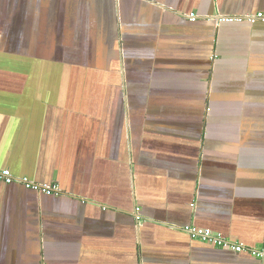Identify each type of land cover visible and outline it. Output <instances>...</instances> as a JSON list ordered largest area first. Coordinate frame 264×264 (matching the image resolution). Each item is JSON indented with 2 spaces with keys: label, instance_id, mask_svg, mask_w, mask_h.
Segmentation results:
<instances>
[{
  "label": "crops",
  "instance_id": "0c3cea01",
  "mask_svg": "<svg viewBox=\"0 0 264 264\" xmlns=\"http://www.w3.org/2000/svg\"><path fill=\"white\" fill-rule=\"evenodd\" d=\"M7 8L0 171L59 192L0 178V264H264L188 230L264 249V0ZM33 35L44 74L2 47Z\"/></svg>",
  "mask_w": 264,
  "mask_h": 264
},
{
  "label": "built area",
  "instance_id": "2783aa9c",
  "mask_svg": "<svg viewBox=\"0 0 264 264\" xmlns=\"http://www.w3.org/2000/svg\"><path fill=\"white\" fill-rule=\"evenodd\" d=\"M192 18L195 19L193 14H192ZM247 18L251 22H256L257 20H263L264 21V13L259 12L257 14H250ZM0 178L6 180L8 182L20 180V181L26 182L28 184V186H33L35 189H42L46 192H51V191L59 192V188L56 185H54V186H47V185L43 186V185L36 184V183H30L26 179H23V178L20 179V178L14 177L13 174L9 170L0 171ZM188 230L190 231V234L193 237H199L206 242L213 243L219 247L228 248V249L233 250L235 252L248 251L251 253V255L257 256V257L262 258L264 260V249L263 250H257L256 248L247 247L246 245H244L242 243L231 242V241L227 240L221 233L214 232L212 229H196V228H190L189 229L188 228Z\"/></svg>",
  "mask_w": 264,
  "mask_h": 264
},
{
  "label": "rangeland",
  "instance_id": "374dc122",
  "mask_svg": "<svg viewBox=\"0 0 264 264\" xmlns=\"http://www.w3.org/2000/svg\"><path fill=\"white\" fill-rule=\"evenodd\" d=\"M24 15H22V14H20V11L19 12H17L16 10H15V8H13V9H10V8H7L2 14H1V16H0V21H2V22H4V23H9L11 26H13V27H15V25H16V21H15V19H17V21L19 20V19H21V17L22 18H24L23 17ZM19 21H21V20H19ZM36 22H37V24L39 25L40 24V20H35ZM36 24V23H35ZM34 26V25H33ZM5 30L3 29V31L2 32H4ZM37 31V33H42L44 30L42 29V28H39L38 30H36ZM33 38L34 39H37V38H35V35H33ZM44 39L45 38H43V40L42 41H44ZM40 43H42L41 41H40ZM13 51H8V52H10V53H12L11 55L9 54L8 56H10V57H8V59L9 60H12V59H14V58H18L19 57V59L21 58V63L20 62H15L14 63V61L15 60H12V62L10 61V63H13V64H17L20 68H22V69H26V70H31L30 68H32L34 65L36 66V64H38V63H43V66L47 69V60H46V58H51V56H52V54H49V53H47V49H43V51H41L40 50V52H39V50H38V55H37V57H39L40 59H42L43 60V62H34V58L31 56V55H29V54H26L25 52H27V51H22L21 50V47L18 45V47H16V48H11ZM23 49V48H22ZM36 49V48H35ZM35 49H33V52L35 51ZM47 53V54H46ZM23 57H25L26 58V60L28 61V62H26V61H24L23 60ZM19 63V64H18ZM56 63H58V64H61L60 62H56ZM31 72H32V70H31ZM29 75H31V74H29ZM35 75V74H34ZM19 81H23V79L22 78H17ZM28 80H31V77H28L27 78ZM47 81H45V80H41L40 81V83H42V84H44V83H46Z\"/></svg>",
  "mask_w": 264,
  "mask_h": 264
},
{
  "label": "trees",
  "instance_id": "16d2710c",
  "mask_svg": "<svg viewBox=\"0 0 264 264\" xmlns=\"http://www.w3.org/2000/svg\"><path fill=\"white\" fill-rule=\"evenodd\" d=\"M7 31V30H6ZM15 30H11V32H14ZM11 37L13 38L14 36L13 35H11ZM21 41V42H20ZM20 41H17V42H14L13 41V43L10 41V44H9V42L8 43H5L2 47H8V50H11V51H13L11 48H16V47H18V45L21 47V50L22 51H30V52H32V53H38V50H39V52H40V50L41 51H43V48H42V45L40 44V43H35L34 41H35V39H31V40H29V43L26 41V42H24L23 40H20ZM5 42H6V39H5ZM32 42H34V44H30V43H32ZM39 44V45H38ZM23 48V49H22ZM36 48V49H35ZM33 49H35V51L33 52ZM1 53V52H0ZM3 54H5V52H3ZM5 56H7L6 54H5ZM24 61H26V62H28L27 60H24ZM34 62H43V60L42 59H40V58H38V57H34ZM32 70H34L37 74H44L45 73V71H46V68L43 66V63H38V64H36V66L34 65L33 67H32ZM40 79V81L41 80H45L46 81V77H40L39 78ZM45 84V83H44ZM251 248V247H250Z\"/></svg>",
  "mask_w": 264,
  "mask_h": 264
}]
</instances>
